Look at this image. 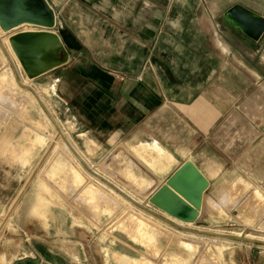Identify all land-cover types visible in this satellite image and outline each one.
<instances>
[{
	"label": "crops",
	"instance_id": "1",
	"mask_svg": "<svg viewBox=\"0 0 264 264\" xmlns=\"http://www.w3.org/2000/svg\"><path fill=\"white\" fill-rule=\"evenodd\" d=\"M47 2L69 51L67 64L39 77L52 111L35 91L51 117L34 95L43 115L3 110L28 98L9 99L16 81L3 70L22 71L0 30L12 61L0 52V228L9 219L0 264H188L189 249L203 257V241L183 238L197 230L149 202L188 160L228 226L238 211L264 222V36L225 18L233 5L264 17V0ZM126 178L141 182L142 199L123 189L134 188ZM125 202L154 223L130 209L112 226ZM239 246L230 247L244 253L237 263L249 264ZM251 263L264 264L263 253Z\"/></svg>",
	"mask_w": 264,
	"mask_h": 264
},
{
	"label": "water",
	"instance_id": "2",
	"mask_svg": "<svg viewBox=\"0 0 264 264\" xmlns=\"http://www.w3.org/2000/svg\"><path fill=\"white\" fill-rule=\"evenodd\" d=\"M226 19L244 34L258 40L264 34V17L256 15L240 5H234L225 13ZM56 24V14L47 0H0V30L8 34V45L20 67L30 80L64 65L68 52L59 36L52 30ZM29 25L38 29L21 30L9 34L13 29ZM0 49L12 65L11 57L0 40ZM15 73V71H13ZM28 89L51 117L35 90ZM58 128V127H57ZM58 132L60 130L58 128ZM208 181L191 161L182 163L172 175L150 196L149 202L170 216L185 223H225L227 213L210 199L205 191ZM263 243V242H262ZM212 250L201 264H235L233 252L228 260L223 252Z\"/></svg>",
	"mask_w": 264,
	"mask_h": 264
},
{
	"label": "rangeland",
	"instance_id": "3",
	"mask_svg": "<svg viewBox=\"0 0 264 264\" xmlns=\"http://www.w3.org/2000/svg\"><path fill=\"white\" fill-rule=\"evenodd\" d=\"M254 14L259 15L257 13H254ZM225 18H226V16H225ZM31 29H38V27L33 26ZM236 29H238V28L236 27ZM238 31L242 32L240 29H238ZM10 34H12V33H10ZM262 36H264V34ZM62 44L64 45L67 52H69L67 46L63 42H62ZM0 52L3 53L1 50H0ZM14 60L19 65L16 58ZM68 61H69V53H68ZM68 61L65 64H67ZM19 68L22 71V75L19 77H17L15 73L10 74V72L9 73L5 72V70L8 69V65H7V68H5L3 70V73H5V75L7 77L6 78L7 84L14 82V80L16 81V83L13 85L11 91L10 90L8 91V89H7V93L9 94V99L17 100V99H19V97L28 98V99L26 102H24L20 106L16 102L15 104L17 106V110H13L10 107L6 108L5 107L6 104L3 106V110L6 112L11 111L13 113V115H21V114L22 115H30V116L43 115V113L41 112V109L38 107L37 103L33 99V94L28 89H25L24 87H22L18 83V82H20V83L27 84V85L31 86L39 94L41 99L46 103V105H48V107L52 111V104H53L52 100H53V98L51 97L50 90L46 87V85L43 84V79H40L41 77L39 76L40 78L37 77V78L30 80L26 77V75L23 72L20 65H19ZM16 96H18V97H16ZM9 101H11V100H9ZM109 177H110V180H114L115 182H118V180L120 183L122 182V181H120L121 177H119L118 173L109 172ZM126 181L130 184H134V188L129 186V185H126V183H123V186H124L123 189L129 191L131 195L136 197V199H142V197L145 194V191L143 189L144 187L142 186L141 182L135 181L134 179H130V178H126ZM140 189L144 191V194H140L138 192V190H140ZM114 191H115L114 189L109 188V193L115 194ZM148 205L149 204L147 203V204H144L142 206L148 207ZM120 206H121V209L118 210L119 215H117V217L115 218L114 222L112 223V226H116L118 220L125 214V212H127L130 209L134 212L141 214L145 219L149 220L150 223H154V221H155V219L145 209H143L142 207H140L138 205H134L132 203L125 202V204L120 205ZM241 211H243L242 208H241ZM3 214H5V213H3ZM236 214L238 215V220H235L233 223V224H236V226H231V227L228 226V224H229V214L228 213H227L228 220L225 223H218V224H210V223H197L196 224V223H193V224L189 225L190 228L196 229L197 231H189L188 234H183L184 235L183 238L185 239L187 244L190 243V246H191L193 243H195L194 241L201 240L206 244V249H205V251L204 250L202 251V252H205L203 257H202V253L199 254L198 251L195 253V250L189 249L188 253L186 254L188 257V260H187L188 264H201L203 262L202 261L203 259L209 260L206 257L207 256L206 253L209 252L210 250H212V253L216 254V255H217V253H216L217 251H222L223 256H224L223 259H225V260H228V253H229V251H232L233 252V260H234L235 264H239L237 262L244 253H242L241 250H239L240 248H238V250L230 249V247H232L233 245H240L239 247H243L244 249H248V251H250V252H248V256H247L248 257L247 260H249V264H252L251 261L252 262L256 261V259L260 255V252H262L264 255V242L262 244L257 242V241H264V222H263V220H261V218L260 219L259 218L252 219V218H250L249 215H247L244 212L241 213L238 211V212H236ZM8 222H9V219L0 228V246L2 245L5 226ZM118 225L120 226V224H118ZM150 225H152V224H150ZM126 232H131V231H126ZM179 234H180V232H178V235ZM247 239H250L251 241H248ZM175 247H176V244H174V249H175ZM190 248H192V247H190ZM178 250H180V249H178ZM242 258H243V256H242ZM159 259H160V257L156 260V262ZM161 259H164L161 261H166L168 258L165 259L162 255ZM210 260H212V259H210ZM151 263L155 264V262H151ZM185 263H186V261H185Z\"/></svg>",
	"mask_w": 264,
	"mask_h": 264
},
{
	"label": "bare ground",
	"instance_id": "4",
	"mask_svg": "<svg viewBox=\"0 0 264 264\" xmlns=\"http://www.w3.org/2000/svg\"><path fill=\"white\" fill-rule=\"evenodd\" d=\"M37 100V99H36Z\"/></svg>",
	"mask_w": 264,
	"mask_h": 264
}]
</instances>
